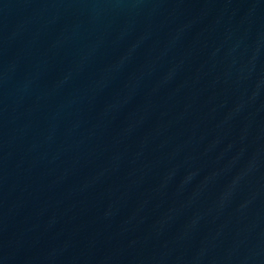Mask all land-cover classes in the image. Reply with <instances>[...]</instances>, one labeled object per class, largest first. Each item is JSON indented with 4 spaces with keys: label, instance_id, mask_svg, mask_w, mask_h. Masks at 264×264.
<instances>
[{
    "label": "water",
    "instance_id": "water-1",
    "mask_svg": "<svg viewBox=\"0 0 264 264\" xmlns=\"http://www.w3.org/2000/svg\"><path fill=\"white\" fill-rule=\"evenodd\" d=\"M0 264H264V0H0Z\"/></svg>",
    "mask_w": 264,
    "mask_h": 264
}]
</instances>
